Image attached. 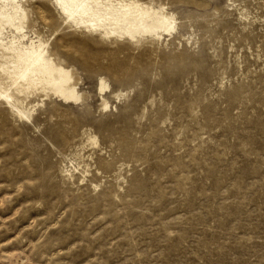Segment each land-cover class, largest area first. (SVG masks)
Wrapping results in <instances>:
<instances>
[{
  "label": "rangeland",
  "instance_id": "374dc122",
  "mask_svg": "<svg viewBox=\"0 0 264 264\" xmlns=\"http://www.w3.org/2000/svg\"><path fill=\"white\" fill-rule=\"evenodd\" d=\"M157 1L171 41L66 37L81 104L0 101V264H264V0ZM86 128L113 163L96 190L61 172Z\"/></svg>",
  "mask_w": 264,
  "mask_h": 264
},
{
  "label": "bare ground",
  "instance_id": "6f19581e",
  "mask_svg": "<svg viewBox=\"0 0 264 264\" xmlns=\"http://www.w3.org/2000/svg\"><path fill=\"white\" fill-rule=\"evenodd\" d=\"M50 8L62 18L60 30H70L53 41L37 25ZM182 23L169 3L157 0H0V101L11 113L30 122L36 118V107L45 100L55 98L65 105H79L86 93L80 86L75 59L68 53L71 43L67 36L81 42L138 45L148 40L159 44L160 40L174 39ZM109 90L110 84L102 76L97 93L106 111L112 107L106 98ZM121 95L113 92L117 99ZM35 97L42 100L34 104ZM61 138L68 140V136ZM103 150L99 136L84 129L80 142L62 161L64 178L99 189L104 181L101 178L113 167Z\"/></svg>",
  "mask_w": 264,
  "mask_h": 264
}]
</instances>
